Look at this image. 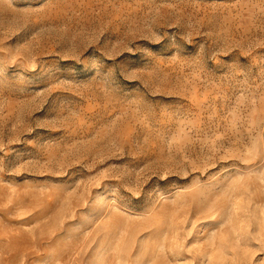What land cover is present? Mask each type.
Returning a JSON list of instances; mask_svg holds the SVG:
<instances>
[{
  "label": "rangeland",
  "instance_id": "1",
  "mask_svg": "<svg viewBox=\"0 0 264 264\" xmlns=\"http://www.w3.org/2000/svg\"><path fill=\"white\" fill-rule=\"evenodd\" d=\"M0 264H264V0H0Z\"/></svg>",
  "mask_w": 264,
  "mask_h": 264
}]
</instances>
